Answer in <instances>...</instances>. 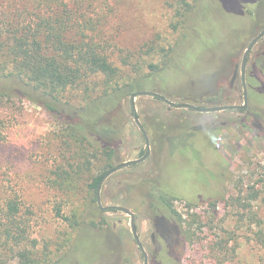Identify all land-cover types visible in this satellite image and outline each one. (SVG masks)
I'll use <instances>...</instances> for the list:
<instances>
[{"label":"rangeland","instance_id":"1","mask_svg":"<svg viewBox=\"0 0 264 264\" xmlns=\"http://www.w3.org/2000/svg\"><path fill=\"white\" fill-rule=\"evenodd\" d=\"M4 1L21 10L31 3ZM65 2L95 20L105 14L101 35L108 42V52L134 79L153 73L151 65L170 63V71L137 93L152 92L157 85L178 95H199L214 88L220 65L227 64L226 60L241 63L252 40L264 29V0ZM186 4L193 7L188 13ZM263 51L264 38L253 49L248 71L254 64L264 69V56L257 57ZM228 68L230 62L225 72ZM228 82L216 92L208 91L203 101L195 104L207 108L243 106L242 89L226 90ZM163 97L173 103H191ZM135 105L149 136L150 156L110 176L102 185L101 198L104 206H121L135 213L138 236L150 264L156 255L152 235L156 234L155 204L161 188L178 193L180 198L172 199L171 204L186 221L184 228L196 234L194 241L187 240L180 249V264H264V244L256 236L259 228L251 225L264 220V119L253 125L237 110L206 113L197 117L219 118L220 124H225L218 133L193 128L195 134L188 131L193 127L188 122L189 128L172 125L175 132H183V136L172 137L166 134L170 121L178 123L189 117V110L174 109L151 96H138ZM111 126L115 168L146 156L147 142L135 122L131 96L113 114ZM61 128L55 118L27 99L12 97L0 102L2 202L14 199L18 215L29 221L30 234L37 241L33 260L17 256L7 264H54L74 242L71 224L75 215L82 217L88 203L86 186L77 183L73 187L67 182L61 186L63 179L58 176L86 160L68 149L60 138ZM60 213L69 221L59 217ZM101 217L114 232L120 249L109 253L107 241L92 247L84 241L74 259L81 264H145L132 233L131 217L121 211L104 212ZM194 219L199 221L193 223Z\"/></svg>","mask_w":264,"mask_h":264},{"label":"trees","instance_id":"2","mask_svg":"<svg viewBox=\"0 0 264 264\" xmlns=\"http://www.w3.org/2000/svg\"><path fill=\"white\" fill-rule=\"evenodd\" d=\"M31 3L27 4L29 7L24 4L26 7L21 10L0 0V102L17 97L39 105L62 126L60 138L68 149L80 160L85 158L86 161L78 165L79 172L72 167L58 176L63 179L61 186L66 182L73 187L77 183L86 186L88 203L82 217L75 215L71 224L74 231L72 247L54 263L75 260L73 263L81 264L74 258L81 252L78 245L84 241L90 247L107 241L111 246L109 253L120 249L114 232L101 217L104 212L96 198L99 183L115 169L113 114L127 96L145 91L147 84L156 82L159 76L170 71V63L166 62L163 67L151 65L153 73L134 79L108 52V42L101 35L104 13L95 20L85 12L70 8L65 0H31ZM186 5L190 8L186 10L188 13L193 7ZM188 37L182 38L187 41ZM182 65L179 67L183 69ZM251 72L249 84L253 89L254 110L249 119L256 125L264 119V108H261L264 106V69L255 65ZM152 92L193 104L199 101L196 95H178L159 85L154 86ZM183 124L189 128L187 121ZM173 127L168 126L166 134L183 136V132H175ZM193 128L188 131L196 134ZM162 189L155 204L154 223L158 237L155 247L158 252L152 264H180V249L187 240L194 241L196 234L191 235V230L184 228L186 221L171 204L172 199L180 198L178 193ZM3 196L0 192V264H7L17 256L33 260L37 241L30 234V223L18 215V204L12 202L14 199L9 198L3 203ZM85 216L90 220H85ZM59 217L69 221L61 213ZM197 221L199 219H194L193 223ZM253 224L259 228L257 240L264 244V220ZM188 225L192 223L188 222ZM82 232L85 233L83 236L80 235Z\"/></svg>","mask_w":264,"mask_h":264},{"label":"flooded vegetation","instance_id":"3","mask_svg":"<svg viewBox=\"0 0 264 264\" xmlns=\"http://www.w3.org/2000/svg\"><path fill=\"white\" fill-rule=\"evenodd\" d=\"M264 30V29H263ZM264 38V37H263ZM262 38V39H263ZM261 39V40H262ZM260 40V41H261ZM259 41V42H260ZM258 42V43H259ZM257 43V44H258ZM256 44V45H257ZM250 46V45H249ZM248 49V48H247ZM246 49V50H247ZM253 52V51H252ZM252 54V53H251ZM261 55H263L264 56V51L261 53V54H258L257 55V57H259V56H261ZM251 56V55H250ZM250 56H249V58H248V60H247V67H246V72H245V74H244V76H243V60H244V55H243V58H242V62L241 63H239V62H236V61H232V60H226V63L227 64H221L220 65V67L219 68H222V69H219L218 68V70H217V72L219 73V76L217 77V78H214L213 79V81H214V83H215V87L213 88V87H209V88H207L206 90H203V91H201L200 92V94L199 95H196L197 97H198V100L199 101H196V102H201V101H203V96L208 92V91H210V90H213V91H215L216 92V89L222 84V86H223V84H225V83H227L228 82V80L230 79V82H228V86H227V88H225L226 90H239V87H240V89H242V94H243V100H244V105L243 106H239V107H243V108H241V109H228V110H237V111H239V112H241V113H244L245 114V116H246V119H249L250 117H253L252 115H253V108H252V98H251V92H252V86H250V84H249V78L252 76V72L251 71H248V63H249V60H250ZM229 62H230V68H228V70H226V72H225V69H224V67H226L228 64H229ZM223 63V62H222ZM254 66H255V64H254ZM253 66V67H254ZM225 72V73H224ZM153 93H155V92H153ZM246 93H247V95H248V104L247 105H245V100H246V97H245V95H246ZM156 94H158V93H156ZM133 95V94H132ZM131 95V96H132ZM160 95V94H159ZM163 97V96H162ZM162 97H156V98H158V99H160L162 102H164V103H166L164 100H163V98ZM170 101V100H169ZM195 102V103H196ZM193 103V102H192ZM192 104V105H194V106H196L197 107V109H207V107H202V106H198V105H196V104ZM167 104V103H166ZM180 104H182V103H180ZM191 104V103H190ZM169 105V104H168ZM131 106H132V103H131ZM170 106V105H169ZM170 107H172V108H174V109H177V108H175V107H173V106H170ZM214 108H218V107H214ZM261 108H264V106L263 105H261ZM183 109H185V108H183ZM132 110H133V107H132ZM179 110H181V109H179ZM187 110H191V111H193L194 113L193 114H195V115H193L191 112V114L189 115V117H185L184 119H181L180 121H178V123H176V122H173V121H170V126L172 127V125H181L182 124V122H185V121H187V122H191L190 124L194 127V128H198V129H200V131H210V132H216V133H218V131H219V129L221 128V127H224V125L225 124H220V120H219V118L217 119V120H215V121H211V119H209V118H201V117H197V115L199 116V115H205L206 113H202V112H199V111H196V110H193V109H187ZM223 111H226V110H223ZM223 111H218V112H223ZM212 113H214V112H212ZM133 114H134V116H135V113H134V111H133ZM137 115H138V112H137ZM245 119V118H244ZM203 122V123H202ZM141 123V122H140ZM139 126V125H138ZM143 126V125H142ZM144 127V126H143ZM140 128V127H139ZM145 129V128H144ZM197 129V130H198ZM140 130H141V128H140ZM142 131V133H143V135H144V137H145V134H144V132H143V130H141ZM146 131V130H145ZM197 132V131H196ZM148 135V134H147ZM149 137V136H148ZM145 139H146V137H145ZM147 153H148V149H147ZM146 156H147V154H146ZM145 156V157H146ZM150 156V155H149ZM148 156V157H149ZM144 157V158H145ZM143 159V158H142ZM141 160V159H140ZM146 160V159H145ZM139 164V163H138ZM133 166V165H132ZM113 175V174H112ZM111 175V176H112ZM108 180V179H107ZM106 181V180H105ZM158 239V237H157V235L155 234V235H152V240H153V244H154V246H156V244H157V240ZM158 249H156V253L158 252L157 251ZM142 251V250H141ZM143 252V251H142ZM144 255V254H143ZM144 259H145V255H144ZM148 264H150V259H149V256H148Z\"/></svg>","mask_w":264,"mask_h":264},{"label":"water","instance_id":"4","mask_svg":"<svg viewBox=\"0 0 264 264\" xmlns=\"http://www.w3.org/2000/svg\"><path fill=\"white\" fill-rule=\"evenodd\" d=\"M264 37V30L256 37L252 40V42L250 43V46L248 47V49L245 51L244 53V60H243V76L246 72V67H247V60L249 58V56L251 55L254 47L256 46V44ZM138 96H151V97H162L159 94L153 93V92H141V93H134L131 96V103H132V107H133V111L135 113V122L139 125V127L141 128V130H143L145 137H146V142H147V149H148V153L147 156L141 160H136V161H131V162H127L124 163L122 165L117 166L114 170H112L111 172H109L104 178L103 180L99 183L98 188H97V204L99 206V208L101 209V211L103 212H109V211H121L123 213H125L126 215L131 217V228H132V233L134 236L135 241L137 242L138 246L140 247V249L143 251V254L145 255V264H148V255L147 253L144 251L143 246L141 244V241L139 239L138 236V232H137V226H136V215L133 211H131L128 208L125 207H121V206H104L103 202H102V198H101V189H102V185L105 182V180H107L112 174H114L115 172L124 169L126 167L132 166V165H136L138 163L143 162L145 159L148 158V156L150 155V142H149V137L147 135V132L145 131L144 127L142 126V124L139 121L138 115H137V109H136V98ZM246 100H245V105L248 104V95L246 93L245 95ZM163 100L169 104L170 106H173L177 109H193L202 113H212V112H218V111H223V110H228V109H241L243 107H239V106H226V107H218V108H207V109H197L196 106L192 105V104H188V103H184V104H179V103H173L171 101H169L168 99L162 97Z\"/></svg>","mask_w":264,"mask_h":264}]
</instances>
